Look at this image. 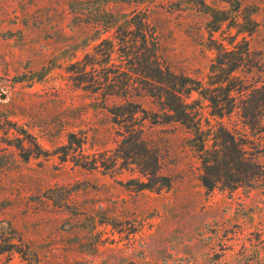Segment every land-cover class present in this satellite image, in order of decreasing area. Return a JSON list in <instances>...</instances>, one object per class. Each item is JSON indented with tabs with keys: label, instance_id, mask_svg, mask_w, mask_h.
I'll list each match as a JSON object with an SVG mask.
<instances>
[{
	"label": "rangeland",
	"instance_id": "1",
	"mask_svg": "<svg viewBox=\"0 0 264 264\" xmlns=\"http://www.w3.org/2000/svg\"><path fill=\"white\" fill-rule=\"evenodd\" d=\"M142 19L163 64L205 85L218 47L245 36L253 58L264 59V0H0V264H264V179L206 190L193 134L151 123L161 113L153 98L104 97L73 81L71 65L103 59L110 42L109 62L97 67L122 78L117 29ZM237 75L246 79V68ZM127 99L149 115L144 137L168 189L136 190L146 179L134 166L84 169L69 160L78 151L61 160L71 132L85 138L84 154L114 148L123 128L111 111ZM192 100L205 133L231 125L255 141L247 153L264 166V132L237 114L212 117L197 92Z\"/></svg>",
	"mask_w": 264,
	"mask_h": 264
},
{
	"label": "trees",
	"instance_id": "2",
	"mask_svg": "<svg viewBox=\"0 0 264 264\" xmlns=\"http://www.w3.org/2000/svg\"><path fill=\"white\" fill-rule=\"evenodd\" d=\"M135 26L134 29H117L121 32L117 38L126 60L122 78L118 79L120 76H116L115 71L97 67L109 62L113 48L110 42L106 43V51L101 52L105 54L103 59L86 55L83 61L71 65V70L78 66L74 70L77 74L73 77L74 83L91 93L100 92L104 97H129L136 91L153 98L161 113H152L151 123L177 122L193 134L195 140L191 146L200 153L202 172L199 179L206 190L251 188L263 180V164L247 153V146L255 141L243 139L235 128L222 122H217L210 127L209 133H205L198 110L193 106L195 100L188 102L191 93L197 92L208 101L212 117L223 119L237 114L246 129L259 134L264 132V59L253 58L245 36L230 49L217 48L205 85L163 64L158 40L154 31H149L146 20H138ZM256 27L253 22L246 31L252 34ZM104 44L100 42L97 46ZM242 68H246V79L237 75ZM111 114L113 122L123 128L114 148L84 154L85 138H77L76 133L71 132L67 135V144L62 147L61 160H67L68 152L78 151V157L69 160L84 169L113 173L134 166L146 179L137 182L138 191L158 192L170 188L172 181L161 172L156 149L144 137L143 123L149 116L146 110L127 99L124 104L114 107Z\"/></svg>",
	"mask_w": 264,
	"mask_h": 264
}]
</instances>
